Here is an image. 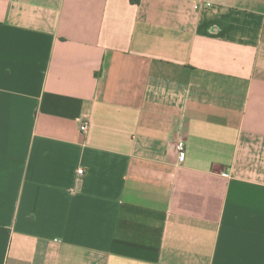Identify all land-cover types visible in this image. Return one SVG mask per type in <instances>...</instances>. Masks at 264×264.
I'll use <instances>...</instances> for the list:
<instances>
[{
    "label": "crops",
    "instance_id": "0c3cea01",
    "mask_svg": "<svg viewBox=\"0 0 264 264\" xmlns=\"http://www.w3.org/2000/svg\"><path fill=\"white\" fill-rule=\"evenodd\" d=\"M0 264H264V0H0Z\"/></svg>",
    "mask_w": 264,
    "mask_h": 264
},
{
    "label": "built area",
    "instance_id": "2783aa9c",
    "mask_svg": "<svg viewBox=\"0 0 264 264\" xmlns=\"http://www.w3.org/2000/svg\"><path fill=\"white\" fill-rule=\"evenodd\" d=\"M208 5H209V4H208ZM79 129H80V132H81L82 134H85V133L87 132V129H88V123L85 122V121L81 122V123H80V127H79ZM175 150H176V152H177V154H178V160H179V161H182V160L184 159V155H185V146H184V144L182 143V141H179V142H177V143L175 144ZM77 174H78L79 176H82L83 171H82V170H78Z\"/></svg>",
    "mask_w": 264,
    "mask_h": 264
},
{
    "label": "trees",
    "instance_id": "16d2710c",
    "mask_svg": "<svg viewBox=\"0 0 264 264\" xmlns=\"http://www.w3.org/2000/svg\"><path fill=\"white\" fill-rule=\"evenodd\" d=\"M141 0H129V2L133 5H138Z\"/></svg>",
    "mask_w": 264,
    "mask_h": 264
}]
</instances>
